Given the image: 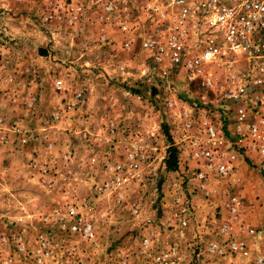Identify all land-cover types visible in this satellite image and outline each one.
<instances>
[{"label": "rangeland", "instance_id": "374dc122", "mask_svg": "<svg viewBox=\"0 0 264 264\" xmlns=\"http://www.w3.org/2000/svg\"><path fill=\"white\" fill-rule=\"evenodd\" d=\"M66 3L73 4V12L65 10ZM72 16L78 18L69 24ZM100 17L109 16L97 0H0V116L10 147L47 143L58 169L67 166L68 153L77 151L98 176L66 185L65 179H0V207L12 222L6 229L0 226V232L20 234L30 247L39 233L48 235L50 254L41 264H114L128 253L134 264H147L139 253L142 237L151 235L161 245L176 241L172 211L176 199L185 196L194 214L185 237L179 238L185 264H197L190 241L194 235L203 241L222 236L219 227L227 223L230 195L241 197L245 223L263 227V166L234 157L226 176L212 178L208 195L194 185L195 161L183 123L190 112L196 116L198 109L219 105L215 99L220 95L190 82L183 70L154 61L141 39L123 47L127 35ZM141 19L144 34H153V26ZM195 42L193 35L186 41L189 50ZM213 69L221 84L237 80L245 65L235 60ZM14 126L28 137L26 143L11 133ZM39 131L48 138L39 139ZM84 145L98 150L86 157L79 153ZM132 145L139 176L130 177L119 191L97 193L95 185L104 173L101 161L124 160ZM81 184L78 193L72 191ZM69 205L93 223L89 237L68 231L64 213ZM26 210L32 213L22 223L27 225L13 226ZM16 257V264H24L21 255Z\"/></svg>", "mask_w": 264, "mask_h": 264}, {"label": "built area", "instance_id": "2783aa9c", "mask_svg": "<svg viewBox=\"0 0 264 264\" xmlns=\"http://www.w3.org/2000/svg\"><path fill=\"white\" fill-rule=\"evenodd\" d=\"M97 2L109 16L100 17L107 21L106 25L127 35L123 47L130 48L132 40L141 39L140 46L149 51L154 61H165L173 70H183L190 82L201 84L210 95H220L215 99L219 105L198 109L196 116L190 112L183 123V137L195 161L196 189L208 195L212 178L226 176L234 157L264 167V0ZM65 10L73 12V4L66 3ZM138 17L153 26V34H144ZM77 18L68 17L67 22L72 24ZM192 35L197 42L189 50L186 41ZM235 60L244 63L243 73L237 80L225 79L219 84L213 67ZM60 83L56 81V86L60 87ZM2 123L0 116V145L9 142ZM11 131L20 144L28 141L18 126ZM135 151L136 145H132L124 160L101 161L104 173L95 185L97 193L119 191L130 177L139 176ZM91 161L95 163L96 158ZM226 206L228 220L219 227L220 238L203 241L194 235L190 241L197 264H264V226L245 223L243 201L238 195H230ZM193 209L185 196L176 199L172 211L178 233L176 241L161 245L151 235L142 237L139 253L147 264H185L179 236L185 237ZM133 211L137 213L139 208ZM64 218L68 231L83 237L92 234L93 223L74 205L66 207ZM50 248L45 233H39L36 244L30 247L22 235L0 232V264H16L17 255H21L24 264H41L49 256ZM129 255L114 264H134Z\"/></svg>", "mask_w": 264, "mask_h": 264}, {"label": "crops", "instance_id": "0c3cea01", "mask_svg": "<svg viewBox=\"0 0 264 264\" xmlns=\"http://www.w3.org/2000/svg\"><path fill=\"white\" fill-rule=\"evenodd\" d=\"M42 23L49 24L44 22L43 20ZM12 99H14L12 105H16L18 102V98H15L13 96ZM2 105H4V102H2ZM17 114L13 113V115ZM38 133H41L39 139H43V137L46 136V131H39ZM46 138L48 137L46 136ZM46 142H48V139H46ZM71 145H73L72 142L68 144L67 149H70ZM10 146L11 144L9 142L0 145V179H14V176L18 177L19 179H52L53 181H55V179H65L66 182L64 183L66 185V183H72L71 179H81L84 181L85 179H97L98 177L97 175H94L95 173H93L92 169L89 168L86 161L77 157V151L72 152L73 155L72 153H68V155H66L67 158H69L67 166L64 167L63 165H60V168L58 169L57 166L55 167V165L53 164V161L50 160V151L46 149L47 143L46 147L42 146L40 143H36V141L30 143L27 146L19 147L18 149H12ZM52 147H55V145L50 146V148ZM97 150L98 149H96L95 147L84 145L83 150H81L79 153H83L84 156L86 154L87 157L89 155L95 154ZM44 163H46V165H44ZM21 170L24 171L22 173H25V175L21 174ZM74 170L75 172H73ZM16 172L21 175V178ZM0 184L2 185L3 182L0 181ZM52 185H54V182ZM81 188L82 184L79 185V188L77 187L75 188L76 190L72 191L78 193ZM6 211L7 209L0 207V226L2 229H6L7 224L12 223L10 219H6L7 217H11L7 215ZM27 215L31 216L32 213H29L27 210L24 212L20 211L15 218L16 223L13 226L27 225V223L22 224L24 220H28L25 218ZM44 217H46V220L49 221L47 215H45ZM255 226L257 227V225Z\"/></svg>", "mask_w": 264, "mask_h": 264}, {"label": "trees", "instance_id": "16d2710c", "mask_svg": "<svg viewBox=\"0 0 264 264\" xmlns=\"http://www.w3.org/2000/svg\"><path fill=\"white\" fill-rule=\"evenodd\" d=\"M170 166H171V164H170Z\"/></svg>", "mask_w": 264, "mask_h": 264}]
</instances>
